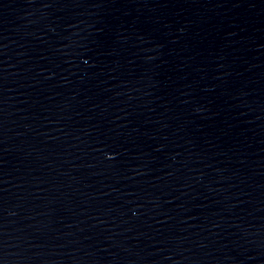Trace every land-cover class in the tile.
<instances>
[{
    "label": "water",
    "instance_id": "95a60500",
    "mask_svg": "<svg viewBox=\"0 0 264 264\" xmlns=\"http://www.w3.org/2000/svg\"><path fill=\"white\" fill-rule=\"evenodd\" d=\"M0 264H264V0H0Z\"/></svg>",
    "mask_w": 264,
    "mask_h": 264
}]
</instances>
